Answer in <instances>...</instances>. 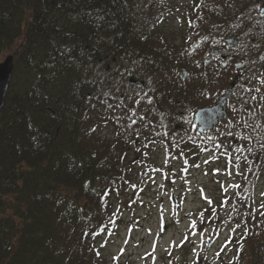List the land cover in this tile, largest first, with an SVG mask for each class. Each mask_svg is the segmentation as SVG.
<instances>
[{"label": "trees", "instance_id": "trees-1", "mask_svg": "<svg viewBox=\"0 0 264 264\" xmlns=\"http://www.w3.org/2000/svg\"><path fill=\"white\" fill-rule=\"evenodd\" d=\"M203 1L207 7L184 35L189 40L176 48L151 29L153 0H0V61L19 44L0 112V264H107L94 242L115 234L121 222L113 199L130 180L125 147L131 143L188 141L193 148L212 150L229 141L234 146L236 139H227L231 130L223 131L222 139L198 133L193 115L189 136L161 125V120L170 125L165 120L171 121L185 102L200 98L196 70L205 69L206 79L195 85H202V94L216 86L219 100L236 69L223 78L226 86L216 83L211 70L225 72L237 60L243 69L264 54L261 0ZM252 7L255 13L245 15L249 54L245 49L242 56L233 55L224 38L233 34L234 19H244ZM216 49L233 59L223 65L220 56H212ZM100 64L105 73L98 77ZM182 69L189 71L184 80ZM248 84L241 77L231 95L240 89L248 103L238 125L244 130L237 132L245 145H235L231 157L233 163L248 161L236 206L249 212L245 220L253 219L240 237L245 240L235 245V256L237 264L248 259L264 264V201L255 209L264 176V96ZM110 87L124 92L122 102L105 93ZM159 107L168 111L163 115ZM148 109H154L153 120ZM96 117L125 137L103 138ZM245 244L251 245L247 256Z\"/></svg>", "mask_w": 264, "mask_h": 264}, {"label": "rangeland", "instance_id": "rangeland-1", "mask_svg": "<svg viewBox=\"0 0 264 264\" xmlns=\"http://www.w3.org/2000/svg\"><path fill=\"white\" fill-rule=\"evenodd\" d=\"M206 5L203 0H153L151 29L166 39L169 47H183L185 41L190 38V35L184 38L188 25L197 19V13L203 11ZM257 6L259 12L264 6V0ZM250 10L242 12L244 19L240 16L234 19L236 28L234 26L233 34L224 38L229 40L238 37L236 43L228 47V51L233 55L242 56L245 49V55L249 54L245 41L251 34L244 32V29H247L245 15L248 17L255 13L252 12L253 7ZM250 24L252 26L253 21ZM18 45L9 49L1 61L8 55H14ZM261 57L246 62L241 70L236 69L239 63L237 60L232 69L228 68L225 72H215L213 69L210 75L214 76L216 83L223 82L222 86H226L227 79L223 78L229 74L233 75L236 69L234 76L242 74L244 81L249 80L248 87L258 88L260 95L264 96V83H261L264 81V54ZM183 71L188 70L182 69L180 74ZM104 73L105 67L100 64L97 76L100 77ZM205 73V69L196 70L193 79L195 88L202 89V85L196 86L195 81L200 80L199 82L203 83L206 78L202 74ZM212 89V92H201L200 98L192 99L193 103L185 102L177 109L178 113L173 112L175 121L173 117L171 121L165 120L171 122L170 125L163 120L161 125L167 127L171 133L178 130L182 131L183 135L192 134V115L194 116L200 108L219 101L214 98L216 86ZM105 90L114 101L122 102V90L113 87ZM239 92L240 89L235 92L234 98L231 96L230 99L229 124L226 120L210 132V135H213L211 137L222 139V132L231 130L227 139H236L234 146L227 141L228 144L224 143L226 146L223 148L214 147L207 151L209 149H202L199 144H196L195 148L191 147V142L188 141L171 146L161 140L149 139L141 143L137 140L125 147V159L128 163L126 170L130 180L113 199L114 213L121 218V222L119 221L115 234L103 236L94 242L95 250L107 264H197L198 261H203L204 264H237L240 258L235 256V245L239 240H245V237H240L253 221L245 220V213L249 212L240 210L239 204L236 206V198L241 191L239 187H245L250 168L245 157L243 161L235 163L231 157L237 150L235 145H245L244 141L239 140L241 136L237 132L244 130V127L238 125L243 124L241 118L248 103ZM159 110L163 115L168 111L167 107H159ZM153 111L154 109H148L151 120L154 117ZM100 119L101 117H96V124H102ZM153 123L156 126L155 122ZM101 126L98 133L103 138L117 141V136H120V140L125 137L118 127L108 121ZM234 127H238L235 128L236 134L233 133ZM217 169L219 171H216ZM258 184L255 209L257 204L264 201V176ZM162 214L166 218L165 230L162 226ZM193 221L195 227L192 226ZM250 247L251 245L245 244L246 256L249 254L246 250ZM250 260L248 259L246 264H249Z\"/></svg>", "mask_w": 264, "mask_h": 264}, {"label": "water", "instance_id": "water-1", "mask_svg": "<svg viewBox=\"0 0 264 264\" xmlns=\"http://www.w3.org/2000/svg\"><path fill=\"white\" fill-rule=\"evenodd\" d=\"M261 14H264V6L260 10ZM236 38L233 37L227 40V44L235 43ZM222 50H215L213 56H217ZM226 58V56H223ZM14 55H8L0 62V112L4 106L7 90L10 86L11 77L14 70ZM242 64H238L240 68ZM187 72L181 73V79H185ZM239 76H237L227 88L225 95L219 100V102L213 106L204 107L199 109L195 113L194 124L198 127L199 133H204L212 130L219 122L224 121L228 117L227 103L230 95L236 86ZM174 201V200H173ZM163 229H166V220L163 219ZM197 264H204L203 261H199Z\"/></svg>", "mask_w": 264, "mask_h": 264}, {"label": "snow or ice", "instance_id": "snow-or-ice-1", "mask_svg": "<svg viewBox=\"0 0 264 264\" xmlns=\"http://www.w3.org/2000/svg\"><path fill=\"white\" fill-rule=\"evenodd\" d=\"M261 83H264V81H261ZM256 91H259V89H256ZM253 99H255V97H253ZM262 99H264V97H262ZM149 103H151V100H149L148 101ZM133 123H135V121H132ZM229 135H231V133H229ZM207 162V161H206ZM238 167V166H237ZM216 171H219V169H217ZM229 175H231V173L229 172L228 173ZM234 187H239V185H234ZM225 190H227V189H225ZM262 215H264V213H262ZM192 226L193 227H195V222L193 221L192 222ZM231 241H229V243H230ZM224 247H227V245H224ZM221 251H223V248L221 249ZM217 255H219V253L217 254Z\"/></svg>", "mask_w": 264, "mask_h": 264}, {"label": "flooded vegetation", "instance_id": "flooded-vegetation-1", "mask_svg": "<svg viewBox=\"0 0 264 264\" xmlns=\"http://www.w3.org/2000/svg\"><path fill=\"white\" fill-rule=\"evenodd\" d=\"M244 32H245V29H244ZM237 40H238V37H237ZM233 57H234V56H229V57H227V59H229V58H230V59H233ZM227 59H226V60H227ZM221 63L223 64V58H222V57H221ZM238 70H239V69H238Z\"/></svg>", "mask_w": 264, "mask_h": 264}, {"label": "bare ground", "instance_id": "bare-ground-1", "mask_svg": "<svg viewBox=\"0 0 264 264\" xmlns=\"http://www.w3.org/2000/svg\"><path fill=\"white\" fill-rule=\"evenodd\" d=\"M1 62V61H0ZM14 63H15V59H14ZM11 80H12V77H11ZM10 83H11V81H10ZM10 87V86H9ZM8 90H9V88H8ZM8 90H7V93H8ZM7 96V95H6ZM5 100H6V98H5Z\"/></svg>", "mask_w": 264, "mask_h": 264}]
</instances>
